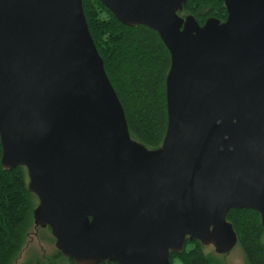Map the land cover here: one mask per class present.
Returning <instances> with one entry per match:
<instances>
[{
	"label": "water",
	"instance_id": "water-1",
	"mask_svg": "<svg viewBox=\"0 0 264 264\" xmlns=\"http://www.w3.org/2000/svg\"><path fill=\"white\" fill-rule=\"evenodd\" d=\"M169 55L157 149L128 133L81 0H0V168H24L34 228L74 264H170L184 241L226 255L229 210L264 230V0H98Z\"/></svg>",
	"mask_w": 264,
	"mask_h": 264
},
{
	"label": "trees",
	"instance_id": "trees-1",
	"mask_svg": "<svg viewBox=\"0 0 264 264\" xmlns=\"http://www.w3.org/2000/svg\"><path fill=\"white\" fill-rule=\"evenodd\" d=\"M81 7L105 75L122 107L129 136L147 149H157L166 129L164 81L169 68L168 52L156 33L142 26H123L98 0H81ZM188 15L199 26L209 18L219 22L226 18L218 0H188L179 16ZM36 204L27 189L25 169L0 168V264H12L20 253L33 226ZM225 220L236 235V246L245 264H264V230L258 214L249 209L229 210ZM62 258L56 252L52 260ZM175 259L182 264H220L196 241H184L181 252L169 254L170 264ZM65 261L74 264L69 259ZM22 264L42 263L30 258Z\"/></svg>",
	"mask_w": 264,
	"mask_h": 264
},
{
	"label": "rangeland",
	"instance_id": "rangeland-1",
	"mask_svg": "<svg viewBox=\"0 0 264 264\" xmlns=\"http://www.w3.org/2000/svg\"><path fill=\"white\" fill-rule=\"evenodd\" d=\"M206 252L213 255L220 264H245L240 249L235 245L226 255H217L211 247H203ZM57 252L54 247V239L48 228H31L27 232L25 243L12 264H22L27 259H37L42 264H66V259L52 260ZM171 264H182L179 260H173Z\"/></svg>",
	"mask_w": 264,
	"mask_h": 264
}]
</instances>
